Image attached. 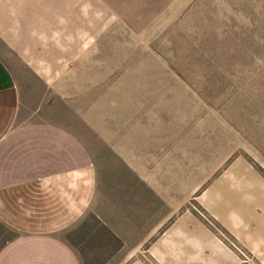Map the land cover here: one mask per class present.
Segmentation results:
<instances>
[{
  "label": "rangeland",
  "instance_id": "1",
  "mask_svg": "<svg viewBox=\"0 0 264 264\" xmlns=\"http://www.w3.org/2000/svg\"><path fill=\"white\" fill-rule=\"evenodd\" d=\"M0 55L22 116L87 147L104 220H127L118 189L136 180L226 242L242 201L263 208L264 0H0ZM69 238L84 264H157L95 217Z\"/></svg>",
  "mask_w": 264,
  "mask_h": 264
},
{
  "label": "crops",
  "instance_id": "2",
  "mask_svg": "<svg viewBox=\"0 0 264 264\" xmlns=\"http://www.w3.org/2000/svg\"><path fill=\"white\" fill-rule=\"evenodd\" d=\"M19 90L0 55V226L12 234L0 246V264H84L69 234L87 217L112 231L125 259L146 254L157 264H264V206L255 201L237 200L244 211L233 212L226 228L234 242L193 230L197 219L182 218V203L164 206L155 197L162 188L140 187L139 180L118 189L120 198L130 196L117 204L127 220H104L99 170L87 147L68 129L27 121Z\"/></svg>",
  "mask_w": 264,
  "mask_h": 264
}]
</instances>
